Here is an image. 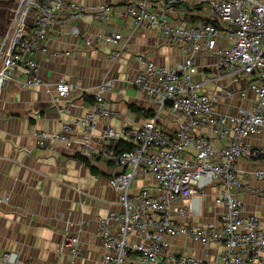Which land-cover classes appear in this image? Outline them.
<instances>
[{
    "label": "built area",
    "instance_id": "built-area-1",
    "mask_svg": "<svg viewBox=\"0 0 264 264\" xmlns=\"http://www.w3.org/2000/svg\"><path fill=\"white\" fill-rule=\"evenodd\" d=\"M0 5L7 15L0 35V120L12 85L43 91L51 106H61L78 87L64 76L46 80L37 56H72L50 50L51 32L88 15L110 23L113 6L90 9L82 0ZM195 7L202 9L193 13ZM120 15L186 52L168 67L138 58L144 68L129 83L152 103V115L138 126L110 125L118 112L105 98L115 81H105L84 115L56 132L32 131L33 147L61 146L116 168L108 186L118 196L117 209L96 221L104 264L260 263L264 226L258 215L245 214L241 195L264 198V0H127ZM71 33L78 35V28ZM98 40L115 46L122 35ZM10 200L0 196V208ZM71 227L66 223L59 252L74 260L81 240ZM0 264L26 263L21 251L0 245Z\"/></svg>",
    "mask_w": 264,
    "mask_h": 264
},
{
    "label": "crops",
    "instance_id": "crops-1",
    "mask_svg": "<svg viewBox=\"0 0 264 264\" xmlns=\"http://www.w3.org/2000/svg\"><path fill=\"white\" fill-rule=\"evenodd\" d=\"M127 0H82L90 9L110 4L115 15L110 23L90 15L79 24L72 22L51 32L52 52L71 51L72 56H37L42 76L56 82L61 76L75 83L78 91L59 107L49 104L43 91H21L5 95L0 128V196L10 195V203L0 208V245L6 251H21L26 264H104L102 242L97 234V218L117 209L118 196L108 186L116 168L103 161L84 165L76 155L58 146L53 151L36 150L30 139L34 130L56 132L66 121L84 115L93 103L92 94L101 83L114 80L106 103L118 116L108 123L115 128L141 125L150 117L152 103L129 82L144 68L143 61L173 66L186 52L165 42L159 32L135 27L120 13ZM202 7H195L200 10ZM192 10V9H191ZM0 5V35L6 23ZM182 15L179 18L182 19ZM77 27L78 35L71 33ZM119 33L118 45H107L99 36ZM117 55V56H116ZM117 57L114 59V57ZM99 131L95 142L99 144ZM98 147V145H95ZM24 148L32 149L26 153ZM254 186H261L252 183ZM244 212L261 217L264 226V198L242 194ZM211 209L212 201L207 199ZM66 223L70 234L81 240L74 260L59 252ZM196 256H201L195 252ZM264 264V253L260 263Z\"/></svg>",
    "mask_w": 264,
    "mask_h": 264
},
{
    "label": "rangeland",
    "instance_id": "rangeland-1",
    "mask_svg": "<svg viewBox=\"0 0 264 264\" xmlns=\"http://www.w3.org/2000/svg\"><path fill=\"white\" fill-rule=\"evenodd\" d=\"M22 90L18 87V86H16V85H12V86H10L9 88H8V91H7V93L9 94V95H11L13 92H15V93H20ZM211 193V191L208 193V194H210Z\"/></svg>",
    "mask_w": 264,
    "mask_h": 264
},
{
    "label": "trees",
    "instance_id": "trees-1",
    "mask_svg": "<svg viewBox=\"0 0 264 264\" xmlns=\"http://www.w3.org/2000/svg\"><path fill=\"white\" fill-rule=\"evenodd\" d=\"M121 147V145L118 146L117 148V151L119 150V148ZM77 158L86 166L90 167L91 168V164L89 161H87L86 159L82 158V157H79L77 156ZM92 169V168H91Z\"/></svg>",
    "mask_w": 264,
    "mask_h": 264
}]
</instances>
